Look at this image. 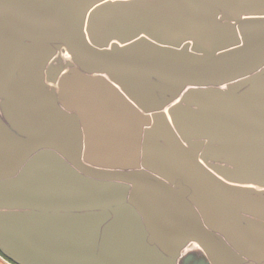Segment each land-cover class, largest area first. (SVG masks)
<instances>
[{"label": "water", "instance_id": "95a60500", "mask_svg": "<svg viewBox=\"0 0 264 264\" xmlns=\"http://www.w3.org/2000/svg\"><path fill=\"white\" fill-rule=\"evenodd\" d=\"M260 17L264 0H0V252L264 264V191L245 187L264 186ZM114 83L142 115V136L118 141L137 144L132 167L83 156L96 118L83 104L121 98Z\"/></svg>", "mask_w": 264, "mask_h": 264}, {"label": "flooded vegetation", "instance_id": "af4514ba", "mask_svg": "<svg viewBox=\"0 0 264 264\" xmlns=\"http://www.w3.org/2000/svg\"><path fill=\"white\" fill-rule=\"evenodd\" d=\"M65 83L66 82H60L57 85L51 84V86H55L58 90L57 92L62 94L66 99L78 98V96L76 95L77 90L73 83L69 82V85L68 83ZM114 85L119 89L121 98H119L118 95L115 94V90L111 89V94L113 95L111 98L107 99L103 97V99L101 100L93 96V100L86 99V103L83 104V111L89 114L91 112L92 115L94 114V116H96V118H93L94 121H92V130H90L91 136L89 137L91 138V141H85L86 150L84 151L83 156H85V158L90 161H103L102 164H107L108 166L122 165L124 167H132L135 166L137 157V151H135L137 144L130 141H126L124 143H119L118 141L135 139L138 135L142 136L144 126L142 115L137 112L139 111V107L134 102H132L130 98H128L121 86L115 83ZM61 87L62 89H59ZM94 106H96L97 108H95ZM111 106L117 107L125 118L126 122H124L125 124L122 125L123 128L121 127V124L117 120H115V118H113L112 114L109 113V109ZM99 111L104 115H102L101 113L99 114ZM97 116L101 118L98 119V124H96L95 122ZM104 116L112 117V120L115 122H112L111 124L113 130L109 131L105 127L104 123L106 122V120L103 119ZM107 126L111 127L110 125ZM89 137L87 136V138ZM121 146L124 148L120 149L119 147ZM59 156L63 158V155L61 156L59 154Z\"/></svg>", "mask_w": 264, "mask_h": 264}, {"label": "rangeland", "instance_id": "374dc122", "mask_svg": "<svg viewBox=\"0 0 264 264\" xmlns=\"http://www.w3.org/2000/svg\"><path fill=\"white\" fill-rule=\"evenodd\" d=\"M142 7V6H141ZM152 8L153 10L155 11V13H158L157 11H160V14H163L164 13V10L162 7H158L157 5H155V3H153L152 5ZM114 37V36H113ZM115 41H118V40H115ZM63 57L65 58H68V54L67 53H63L62 55ZM0 114L2 115V111H1V105H0ZM235 184H238V183H235ZM239 184H243V182H239ZM245 187H247V189L249 190H253L254 188H259V189H263L264 187H260V186H257V185H252V184H249V185H246ZM255 190V189H254ZM258 193L259 192H262L260 190H256ZM198 248L197 245L195 244H190V246L188 247V249L186 250L187 252H189L190 250H193V249H196ZM200 253V251H198ZM12 264H15L14 262L11 261Z\"/></svg>", "mask_w": 264, "mask_h": 264}, {"label": "crops", "instance_id": "0c3cea01", "mask_svg": "<svg viewBox=\"0 0 264 264\" xmlns=\"http://www.w3.org/2000/svg\"><path fill=\"white\" fill-rule=\"evenodd\" d=\"M257 186H259V185H257ZM260 187H264V186H260ZM254 189H255V191L256 190L264 191V188L263 189L254 188ZM0 264H12V263H11V260H9L8 258H6L4 255H2L0 253Z\"/></svg>", "mask_w": 264, "mask_h": 264}, {"label": "bare ground", "instance_id": "6f19581e", "mask_svg": "<svg viewBox=\"0 0 264 264\" xmlns=\"http://www.w3.org/2000/svg\"><path fill=\"white\" fill-rule=\"evenodd\" d=\"M68 55H69V54H68ZM60 57L63 59V64H64V65H67L68 62H71V61H72L70 55L68 56V58H65V57H63V56H60ZM63 64H62V65H63Z\"/></svg>", "mask_w": 264, "mask_h": 264}, {"label": "snow or ice", "instance_id": "6c2138e0", "mask_svg": "<svg viewBox=\"0 0 264 264\" xmlns=\"http://www.w3.org/2000/svg\"><path fill=\"white\" fill-rule=\"evenodd\" d=\"M261 20H264V17H260Z\"/></svg>", "mask_w": 264, "mask_h": 264}]
</instances>
